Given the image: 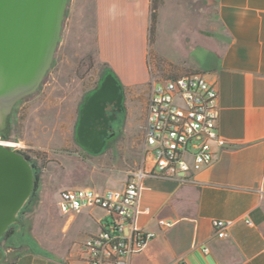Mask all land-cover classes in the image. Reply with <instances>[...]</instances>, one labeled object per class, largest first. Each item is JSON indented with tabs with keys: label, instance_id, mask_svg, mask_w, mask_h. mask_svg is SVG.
Segmentation results:
<instances>
[{
	"label": "crops",
	"instance_id": "crops-1",
	"mask_svg": "<svg viewBox=\"0 0 264 264\" xmlns=\"http://www.w3.org/2000/svg\"><path fill=\"white\" fill-rule=\"evenodd\" d=\"M95 30L99 58L127 94L149 83L153 67L204 74L218 89L228 142L186 180H143L136 221L155 236L130 264H264V0H95ZM55 214L54 246L38 237L6 264H89L83 243L107 212L64 213L57 202ZM213 219L233 220L227 237L214 236ZM15 235L8 252L27 245Z\"/></svg>",
	"mask_w": 264,
	"mask_h": 264
},
{
	"label": "rangeland",
	"instance_id": "rangeland-1",
	"mask_svg": "<svg viewBox=\"0 0 264 264\" xmlns=\"http://www.w3.org/2000/svg\"><path fill=\"white\" fill-rule=\"evenodd\" d=\"M109 70L98 53L95 0H70L57 52L45 81L35 95L20 101L13 113L11 134L25 146L22 151L36 165L40 197L28 204L24 224H16L17 232L26 235L25 248L8 252V238L2 239L9 261L27 250L28 243L35 246L38 237L44 244L54 246V233L61 227L55 212L62 190L82 186L113 188L126 182L131 172L142 165L151 85L155 79L180 74L170 73L165 66L151 68L149 83L128 89L126 113L116 139L100 152H86L75 138L79 106ZM17 239L12 235L9 241L14 243Z\"/></svg>",
	"mask_w": 264,
	"mask_h": 264
},
{
	"label": "built area",
	"instance_id": "built-area-1",
	"mask_svg": "<svg viewBox=\"0 0 264 264\" xmlns=\"http://www.w3.org/2000/svg\"><path fill=\"white\" fill-rule=\"evenodd\" d=\"M219 114L218 89L204 74L153 81L144 127L143 165L131 172L122 189L76 187L59 194L58 206L64 213L100 207L108 214L100 231L83 243L89 264H130L131 257L154 238L155 232L144 230L136 221L143 180H186L211 165L228 143L219 131ZM10 143L17 150L25 147L20 142ZM247 223L253 224L251 219ZM212 224L214 236L224 238L233 220L213 219ZM204 251L209 252V247ZM181 264L190 263L182 260Z\"/></svg>",
	"mask_w": 264,
	"mask_h": 264
},
{
	"label": "water",
	"instance_id": "water-1",
	"mask_svg": "<svg viewBox=\"0 0 264 264\" xmlns=\"http://www.w3.org/2000/svg\"><path fill=\"white\" fill-rule=\"evenodd\" d=\"M70 0H0V239L20 223L30 199L35 172L23 151L12 148L16 105L35 95L52 67ZM116 79L109 74L86 101L84 112L105 101ZM84 118L79 126L82 130ZM102 142L94 152L102 149ZM4 251L0 248V264Z\"/></svg>",
	"mask_w": 264,
	"mask_h": 264
},
{
	"label": "flooded vegetation",
	"instance_id": "flooded-vegetation-1",
	"mask_svg": "<svg viewBox=\"0 0 264 264\" xmlns=\"http://www.w3.org/2000/svg\"><path fill=\"white\" fill-rule=\"evenodd\" d=\"M109 74L111 73H106L102 80L85 95L79 106L75 124V138L79 146L86 152H94L93 150L99 142L103 143L101 149L103 150L111 141H114L119 134V127L126 113L127 92L117 78H115V82L111 83L105 101L93 107L87 113L84 112L86 101L102 86ZM82 118H84V121L82 130L79 133Z\"/></svg>",
	"mask_w": 264,
	"mask_h": 264
},
{
	"label": "trees",
	"instance_id": "trees-1",
	"mask_svg": "<svg viewBox=\"0 0 264 264\" xmlns=\"http://www.w3.org/2000/svg\"><path fill=\"white\" fill-rule=\"evenodd\" d=\"M155 5H153V12H152V23H153V26H154V24H155V22H156V12H155ZM107 73H111V74H113L114 76H115V78H117V80H118V77H117V75L115 74V72L111 69V70H109ZM119 81V80H118ZM29 159H30V161L32 162V165H33V167H34V172H35V184H34V188H33V192H32V195H31V197H30V199L28 200V202H27V204L22 208V210L20 211V215H19V217H20V222H21V225H23L24 224V221H25V215H26V208H27V206H28V204L32 201V199H35V198H39V192H40V190H39V188H38V186H39V181H40V176H39V172L36 170V165L33 163V160H32V158H31V156L30 155H28L27 153H24ZM16 224H14V225H11L9 228H8V230L5 232V234L3 235V237L0 239V248H2V245H1V243H2V239H4V238H10L12 235H15V234H18V235H22L23 237H24V240H26L25 239V237H26V235L23 233V231H20V232H17V230H16ZM3 249V248H2ZM3 251H4V249H3ZM19 254V253H18ZM5 258H6V255H5V252H4V257H3V260H5ZM2 260V261H3ZM10 264H14V262H11Z\"/></svg>",
	"mask_w": 264,
	"mask_h": 264
}]
</instances>
